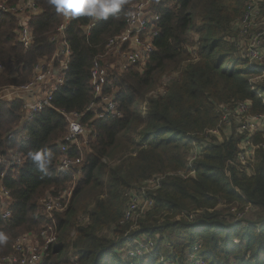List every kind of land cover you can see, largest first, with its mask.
<instances>
[{"label":"trees","instance_id":"trees-1","mask_svg":"<svg viewBox=\"0 0 264 264\" xmlns=\"http://www.w3.org/2000/svg\"><path fill=\"white\" fill-rule=\"evenodd\" d=\"M2 1L13 7L21 0ZM32 1L39 13L27 21L33 37L28 49L18 40L19 20L0 14V88L28 84L34 66L57 51L58 43L51 38L63 17L48 0ZM138 1L126 0L117 18L100 20L88 34L83 29L93 18L68 24L61 38L71 50L63 85L29 122H23V100L0 98V157L14 152L22 158L13 168L0 166V184L11 200V218H0V231L9 235L8 243L0 246V261L13 254L19 235L38 234L50 225L57 242L41 264H124L119 253L126 246L125 237L141 236L153 240L155 252L134 264H162L161 258L189 264L192 255L204 264H264V124L251 137L253 156L243 167L238 162L243 137L236 134L232 120L221 122L224 109L232 111L241 103L248 104L247 115L264 116V66L247 67L234 47V24L247 4L256 1L264 19V0L154 4L160 16L154 53L143 72L137 65L106 76L104 93L115 95L120 117L98 119L87 110L96 101L90 86L93 62L102 60L103 66L110 58L106 42L124 31ZM170 72L176 77L163 94L148 98L159 77ZM258 76L262 78L251 84ZM72 112L81 114L88 129L83 147L65 146L67 157L81 158L78 176L75 169L57 170L59 146L66 145L64 114ZM224 128L225 135L230 134L219 139ZM193 143L201 151L189 164ZM40 148L54 154L49 176H41L26 157L29 150ZM189 172L192 177L179 175ZM152 179L159 184L146 192L152 206L125 221L130 198ZM73 184L67 210L46 219L38 200L58 197ZM233 208H247L251 214L235 221ZM79 214L86 223H76Z\"/></svg>","mask_w":264,"mask_h":264},{"label":"built area","instance_id":"built-area-1","mask_svg":"<svg viewBox=\"0 0 264 264\" xmlns=\"http://www.w3.org/2000/svg\"><path fill=\"white\" fill-rule=\"evenodd\" d=\"M164 1L139 0L131 8L129 13L133 15L130 16L128 14L124 31L106 42V51L110 55L109 59L114 60L109 66L110 69H106L107 74L104 71L105 67L108 66L107 64L102 67L100 65V61L102 62V60H95L93 62L90 73V86L96 101L92 102L87 110L92 112L96 118L120 117L115 95H105L104 93L106 76L110 72H122L132 66H144L149 61L154 53L153 39L158 33V23L160 20V16L154 10L153 5ZM246 8L245 14L234 24L236 30L238 29V37L234 43V47H236L235 50L238 58L245 61L247 67L261 68L264 66V19L259 16L257 1L255 3L250 2ZM38 13L39 11L32 0H21L19 5L13 7H8L6 3L0 0V14L11 15L19 20L18 40L24 49H28L33 41V38L30 43L23 39L25 31H30L27 27V21L30 16L37 15ZM71 21L66 22L63 18L62 23L57 28V35L51 38L52 42L58 43L57 51L50 60H43L34 66L32 80L28 84L8 88V91L11 93L16 94L15 91H17L19 93L18 99L24 101V123L29 122L34 115L48 107L52 101L54 92L63 85V74L67 71L71 50L61 38ZM99 21L93 18L91 23L83 29L84 33L88 34L89 30ZM65 24L66 26H64ZM255 24H260L261 26L257 32L254 31ZM0 70H2V66H0ZM262 76H258L256 80H260ZM248 108L247 103H241L232 111L224 109L223 112L225 114H223L221 119L222 123L228 124L233 118L236 134L243 137L238 155V162L243 167L249 165V161L253 156L254 147L251 137L264 124V116L247 115ZM64 118L68 124L67 133L63 139V143L66 145L59 146L62 156L57 165V170L59 172H67L75 169L78 176L80 173L76 167L81 163V158L71 159L67 157L65 146L79 147V139L84 133L82 116L81 114L72 112L64 114ZM77 126L79 130H75ZM214 134H217V132ZM229 134L226 133V135ZM197 153L199 151L193 148L189 164L195 160ZM21 161L20 155L8 152L5 156L0 157V166L4 169H9L19 165ZM179 175L183 178H188L189 176H193V172H189L185 176L183 173H179ZM0 176L3 177V173ZM154 180L147 181L148 184H151L152 189H155L159 185L158 179ZM146 192L144 188H141L139 194L132 195L125 211V221L131 220L134 214L143 212L152 206V200L147 197ZM72 196L73 190L70 188L62 191L58 197L46 195L41 200V209L44 217L50 221L54 214L65 212ZM10 205V194L0 184L1 219L8 220L11 218ZM247 211H249L247 208L241 212H237L235 208L231 209L232 214L235 215V221L244 218ZM7 212H10V215H5ZM125 239L126 246L119 253L120 261L124 264H134L133 261L135 259L151 257L155 252L153 240L146 236L136 238L125 237ZM56 242L57 236L54 228L47 225L38 234L19 236L14 241L13 254L2 258L0 264H41L47 256L50 247ZM156 254L157 258H161L158 252ZM161 263L177 264L174 259L163 260L162 258ZM189 264L204 263L197 255H192Z\"/></svg>","mask_w":264,"mask_h":264},{"label":"clouds","instance_id":"clouds-1","mask_svg":"<svg viewBox=\"0 0 264 264\" xmlns=\"http://www.w3.org/2000/svg\"><path fill=\"white\" fill-rule=\"evenodd\" d=\"M48 3L66 22L80 17L106 21L110 17L115 19L119 16L126 0H48ZM129 15L133 14L129 13ZM32 38L31 32L25 31L23 39L30 43ZM75 130H79L78 126ZM26 157L41 176L51 175L50 168L53 165L54 154L50 150L47 148L29 150ZM5 215H10V212ZM8 241L9 235L0 231V246L6 245Z\"/></svg>","mask_w":264,"mask_h":264},{"label":"rangeland","instance_id":"rangeland-1","mask_svg":"<svg viewBox=\"0 0 264 264\" xmlns=\"http://www.w3.org/2000/svg\"><path fill=\"white\" fill-rule=\"evenodd\" d=\"M19 3H20V1L18 2V4L17 5H19ZM20 7V6H19ZM260 24H255L254 25V31L255 32H257L259 29H260ZM192 38L195 40L196 39V36L194 35V34H192ZM192 56H194V53L192 52ZM114 62V60L113 59H108V60H105V62L103 63V66L105 65V64H107L108 66L107 67H105V69H104V71H105V73L107 74V72H106V69H110V65L112 64ZM146 65V64H145ZM145 65L143 66V65H141V66H138V68H139V70L141 71V72H143L144 70V67H145ZM264 65V64H263ZM102 66V67H103ZM176 77V74L175 73H167L166 75H164V76H161V77H159V79L157 80V84H156V86L153 88V90H152V92L148 95V98H152V97H154V96H156V95H161V94H163V92H164V88H166L167 87V83L170 81V80H172V79H174ZM256 78L257 77H255V78H253V80H251V83L253 84L255 81H257L256 80ZM10 87H12V86H10ZM10 87H6V88H0V98L2 97V99L1 100H4V101H10V99H14V98H18V96H19V93L17 92V91H15V93L16 94H14V93H11V92H9L8 91V88H10ZM144 105V106H143ZM145 104H141L140 105V108H141V110L143 111H145ZM232 121H233V118L231 119ZM231 122V121H230ZM224 123V122H223ZM225 124V123H224ZM224 124H222V125H224ZM233 124H234V126H235V123L233 122ZM84 126V125H83ZM223 128V126H221V129ZM227 128V127H226ZM225 128L223 129V131L221 132V133H219V136H218V134H215L216 136H218L219 137V139H221V138H223L224 136H226L225 135ZM212 133H216V131H212ZM87 134H88V129L84 126V133H83V135L80 137V139H79V147H83V145H85V140H86V138H87ZM192 148H194L195 150H198V151H201V147L198 145V144H196V143H193L192 144ZM110 164H112V163H110ZM184 174V176H185V174L186 173H183ZM154 181H156V180H154ZM140 187H142V188H144L146 191H152L153 189H152V186H151V184H148L147 182H145V183H143L142 184V186H140ZM69 188L71 189V190H73V194H74V188H75V184H73V185H71V186H69ZM130 190L131 189H129V190H126L125 192H124V194H123V197L124 198H126V196H128L129 195V193H130ZM41 199H42V197L38 200V202L39 201H41ZM248 215L249 214H251V212H249V211H247L246 212ZM76 223L78 224V225H81V224H83V223H86L85 222V218L83 217V215H81V214H79V215H77V220H76ZM74 234H75V232H74V230H72L71 232H70V234H69V236L70 237H73L74 236ZM21 235H23V234H21ZM21 235H19V236H21ZM18 236V237H19ZM17 237V238H18ZM16 238V239H17Z\"/></svg>","mask_w":264,"mask_h":264}]
</instances>
